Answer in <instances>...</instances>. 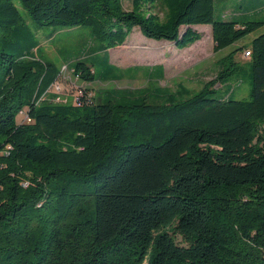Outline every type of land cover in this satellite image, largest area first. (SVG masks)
I'll return each instance as SVG.
<instances>
[{
  "label": "trees",
  "instance_id": "obj_1",
  "mask_svg": "<svg viewBox=\"0 0 264 264\" xmlns=\"http://www.w3.org/2000/svg\"><path fill=\"white\" fill-rule=\"evenodd\" d=\"M16 1L26 17L0 0V264H264V33L246 64L235 49L184 101L112 90L54 104L60 71L38 57L26 19L86 27L96 52L135 28L182 50L207 25L218 53L263 23L237 22L243 12L216 21L214 0ZM72 68L96 81L85 63ZM246 78L247 99L212 97ZM22 111L31 123L17 121Z\"/></svg>",
  "mask_w": 264,
  "mask_h": 264
},
{
  "label": "rangeland",
  "instance_id": "obj_2",
  "mask_svg": "<svg viewBox=\"0 0 264 264\" xmlns=\"http://www.w3.org/2000/svg\"><path fill=\"white\" fill-rule=\"evenodd\" d=\"M14 3L26 17L20 4L16 0ZM245 3L249 7L243 10L241 7ZM122 4L126 10H130V0H122ZM213 12L216 21H229L231 17L235 20V14L243 12L246 16L237 22H258L263 25L218 53L213 51L212 33L207 30L200 31L201 39L196 44L179 50L172 43H152L137 28L124 45L107 52H96L97 42L86 27L35 29L31 21L26 20L38 44V57L60 71L58 76L61 81L57 82L60 93H56L54 88L51 94L68 104L74 102L80 90L94 96L112 90L148 93L164 90L165 94L176 96L175 102H181L199 93L207 83H215L220 71L219 62L235 49L245 47L248 50L250 43L264 33V0H243L242 3L238 0H214ZM246 50L235 55V61L240 65L248 62L244 58ZM78 62L85 63L95 71V82L86 83L76 77L72 67ZM114 77L120 80L113 81ZM215 89L217 94L212 96L214 98L231 94L232 100L247 99L250 79H232L223 87L217 84ZM17 119L19 122L20 116ZM175 239L178 245L184 246L180 236Z\"/></svg>",
  "mask_w": 264,
  "mask_h": 264
},
{
  "label": "built area",
  "instance_id": "obj_3",
  "mask_svg": "<svg viewBox=\"0 0 264 264\" xmlns=\"http://www.w3.org/2000/svg\"><path fill=\"white\" fill-rule=\"evenodd\" d=\"M250 51L246 50L244 52V58L249 60L250 59ZM77 78H79V76L77 74H75ZM60 76H58L57 80L55 81L54 84H52L51 88L48 90V94L52 95L51 93H53L52 91L56 90V93H60V88L59 85L57 84V82H60L61 79H59ZM47 98L53 102L54 104H68L65 100H61L59 97H56V95H52V97H49L48 95H46ZM94 94L92 93H88L85 90H80L79 94H77V96L75 97L74 102L72 103V105H79L81 101L87 100L90 101L91 99H93ZM43 100H45V98H43ZM86 102V101H85ZM19 116L22 120V122L24 123H31V120L28 118V116L26 115V113L24 111H22L21 113H19ZM24 187L26 186V184L23 185Z\"/></svg>",
  "mask_w": 264,
  "mask_h": 264
},
{
  "label": "crops",
  "instance_id": "obj_4",
  "mask_svg": "<svg viewBox=\"0 0 264 264\" xmlns=\"http://www.w3.org/2000/svg\"><path fill=\"white\" fill-rule=\"evenodd\" d=\"M235 15H240V14H235ZM193 29L194 30H196L197 32H199L200 33V31L201 30H207V31H209V32H211V27L210 26H207V25H205V26H195V27H193ZM133 30H136V29H133ZM201 34V33H200ZM202 35V34H201ZM145 40V39H144ZM127 41V40H126ZM126 41H125V43H126ZM147 41V40H146ZM149 42V41H148ZM152 43H164V44H169L168 42H154V41H152ZM197 43V42H196ZM195 43V44H196ZM193 46V45H192Z\"/></svg>",
  "mask_w": 264,
  "mask_h": 264
},
{
  "label": "bare ground",
  "instance_id": "obj_5",
  "mask_svg": "<svg viewBox=\"0 0 264 264\" xmlns=\"http://www.w3.org/2000/svg\"><path fill=\"white\" fill-rule=\"evenodd\" d=\"M21 113V112H20Z\"/></svg>",
  "mask_w": 264,
  "mask_h": 264
}]
</instances>
